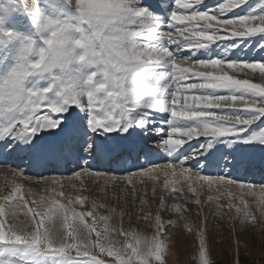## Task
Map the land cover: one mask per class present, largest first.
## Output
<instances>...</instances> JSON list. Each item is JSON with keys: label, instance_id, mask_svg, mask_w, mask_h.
<instances>
[{"label": "snow or ice", "instance_id": "snow-or-ice-1", "mask_svg": "<svg viewBox=\"0 0 264 264\" xmlns=\"http://www.w3.org/2000/svg\"><path fill=\"white\" fill-rule=\"evenodd\" d=\"M202 0H175V9L169 15V31L159 33V36L169 43L185 42L188 50L205 48L218 40L231 37H246L257 33H264V16H239L223 19L212 11H191ZM78 13L79 26H73L66 21L43 17L39 31L43 37L53 30L71 31L69 39L78 38L83 47L75 49L85 59L80 62L65 57L42 70H30L26 60L34 51V42L30 39L21 41V62L12 69L7 78L0 83V115L4 113H19V131L16 136H39L40 131H54L61 128V132L71 139L70 127H62L63 117L58 114L68 112L73 106H80L81 99H86L89 118L86 121L89 131L102 130L104 133L119 131L127 133L129 128H144L151 121H133L130 114L137 108H154L159 111H168L170 125L167 136L157 143L168 155L181 148L187 141L199 137L217 139L236 136L245 131L244 127L252 120L240 117H230L221 114L215 109L233 108L264 115V103L254 101L249 97L264 99V62L226 61L220 58L210 60L191 61L188 58L177 59L172 56L166 47L150 46L138 42L137 37L155 39L156 32L148 23L142 22L148 10L143 7L130 6V0H115V6L101 13L89 12L82 0H64ZM236 6V0H226L219 4L216 13L230 11ZM211 30V31H210ZM75 33V35L73 34ZM223 33V34H222ZM15 39L11 32L7 33ZM42 37V38H43ZM39 49L47 54L44 43ZM166 63L170 65V73L161 74L158 79L149 74L145 75V67L151 64ZM87 67L91 71L86 75L81 87L80 69ZM58 70L59 75L53 76V83L41 90L25 89L24 81L28 72L33 75L51 73ZM259 73L261 82H253L249 78H238L240 74L248 77L249 74ZM171 87L170 99L166 103L149 104L139 94L138 89L146 86ZM103 84L104 87H99ZM213 91L230 90L233 94L210 95L203 90ZM201 90V91H197ZM54 91L55 99L48 98ZM241 93L240 95L234 93ZM247 94V95H245ZM71 115V114H69ZM197 121L198 125L179 126V122ZM15 129L0 127V134L14 132ZM161 129H157V132ZM264 144V130L253 135L247 142ZM11 145H9L10 147ZM210 146V144H209ZM92 145L84 146V152L89 153ZM201 148H206L201 145ZM185 157L184 159H188ZM170 166L173 174L179 169L180 174L191 173L199 181L236 184L252 189L254 185L246 182L234 181L226 176H207L198 171L190 170L179 163H165ZM3 167V166H0ZM156 165L140 169L139 172L117 176L111 173H101L90 168H81L69 176H51L47 178H29L18 170L10 169L11 173L20 181L42 182L45 186V195L33 200L34 207L29 208L31 219L18 220L15 215L4 219L3 208H0V244L30 245L34 249H44L61 256L73 259L79 264H138L133 255L134 245L126 243L122 248L109 245V224L117 209L108 199L109 189L115 191L131 183L133 176H148ZM85 178L95 185V188L104 193L103 198L83 195L81 191L68 194L63 191L64 181L76 187L79 181L82 188H86ZM59 186V190H57ZM133 187H135L133 185ZM264 191V186H259ZM20 192L19 185L13 193L4 196L9 200L11 196ZM155 194V190L153 192ZM29 195H32L30 192ZM181 195V194H180ZM175 196V201L180 199ZM64 203L60 202V199ZM120 197L117 196L119 201ZM163 201L168 197L162 196ZM212 198L210 197L209 200ZM135 204V198L133 199ZM126 204V201H125ZM147 201L140 200V209L143 211ZM27 202H25V206ZM89 207L88 211H77L76 206ZM223 205L216 203L218 215L223 213ZM120 208L119 214H124ZM240 212V209H237ZM106 213V214H105ZM62 217L61 227H50L45 221L53 216ZM245 216L251 215L244 213ZM39 217V219H37ZM85 217H92L93 223H85ZM78 220L79 223L70 224ZM104 224V230L93 232L97 223ZM243 222V221H241ZM171 223V221H169ZM252 223H255L253 220ZM81 225L83 227H81ZM99 254L111 257L109 260L98 259ZM138 254V253H137Z\"/></svg>", "mask_w": 264, "mask_h": 264}, {"label": "rangeland", "instance_id": "rangeland-1", "mask_svg": "<svg viewBox=\"0 0 264 264\" xmlns=\"http://www.w3.org/2000/svg\"><path fill=\"white\" fill-rule=\"evenodd\" d=\"M166 1L167 0H163L161 6H163L166 3ZM25 2H28V0H0V83H2L7 78L8 74L12 71V69L15 68L21 62V57H22L21 41L23 39L32 40L34 42V49H38L40 46H42V37L44 34L39 31L40 24L38 25L35 23L31 24V22L29 23V21H26L27 20L26 15L23 11L24 8L23 3ZM30 2L34 5L35 9L42 10V12L45 13L44 17L47 16L50 18L59 19L61 21H66L67 23L71 24L73 28L79 26V21L77 18L78 13H76L74 8L64 3V0H30ZM143 2L147 3V0H142V1L130 0V6L146 8V4ZM169 2H171V0H169ZM204 2H207L208 5L215 4L218 6L219 4L225 3L226 0H202L201 3ZM172 4L173 3H171V5ZM174 5H175V1L174 4L172 5V8L168 11V16L174 10V7H176ZM217 6L209 7L207 10L210 11V9H215L217 8ZM162 9L164 13V7H162ZM215 10L212 12L214 14L220 15L221 18L223 19H229L239 16H264V0H236V6L232 7L230 11L224 13H216ZM12 16L14 17L16 16L15 17L16 19ZM23 17L25 18L22 21L21 19H23ZM161 17H163L162 14ZM141 19L142 22L144 23L152 24L151 25L152 29L155 32L163 31V30L169 31L167 27L168 22L166 23L152 22L151 20H148L147 16H144ZM11 21L14 22L11 23ZM9 32L13 33L16 38L15 39L10 38L7 35V33ZM73 34L75 35V33ZM262 35L264 36V33H262ZM242 38H246V37H231L229 39L218 40L215 43H211L209 45L220 47L224 44L229 48H233V49L235 48L238 49L239 51H246L247 49H249L254 54L262 55L264 57V38L261 41V44L260 43L247 44L244 42L243 44L240 41V39ZM180 53L184 54L186 52L184 50H181ZM31 58L35 59L34 56ZM184 58H188L190 60L191 56L186 57L183 55H178L177 59H184ZM197 60H203V59L198 58L195 61ZM165 65H167V69L170 67V65L168 64ZM84 68L85 67H81L80 69L82 88L87 87L86 85L83 84V80L86 78L85 76L86 71H84L86 69ZM170 69L171 67L169 68V72ZM82 73L84 74V76L82 75ZM56 75H59L58 70H53V72L51 73H43V74L31 76L26 79L24 83V87L26 90L27 89L41 90L45 87H48L49 84H52L53 76ZM145 75H149V74L145 73ZM258 81L261 82L260 79H258ZM154 82L155 79H153L152 83L154 84ZM152 87L146 86L147 91L144 90L143 88L138 89L139 94L143 96L145 101L149 104H153L155 99L161 100V97L163 96L164 92H167L166 97L169 96V92L170 94L172 92V88L164 87L163 83H161L160 86L153 87L154 90L150 92ZM221 91L224 90L214 91V92L218 93ZM226 91H229V94H231L230 90H226ZM206 93L210 94L211 92L207 91ZM152 94H154L155 99L151 96ZM234 94L240 95L241 93L237 92ZM48 98L55 99L54 91L48 94ZM249 98L254 101H259L261 103H264V99H261L259 97L257 98L249 97ZM157 111L158 113H163L164 115H168V118L170 119V114L168 111H159V110ZM234 112L235 113L233 114L223 113V112L221 114H226L233 118L240 117L242 119H249L252 120V124L255 120L257 121V125H253L250 128L246 129L243 132L242 136L239 134L236 136L222 137L217 139L199 137L196 139L189 140L181 148L174 151L170 156L161 147L156 146L159 141L163 140L167 136V132L170 125L167 122H164L163 124L154 125L151 128H146L147 130H145V132H143L142 135L141 133L137 134L138 137L136 138L140 144L134 142V147H133L134 150L133 149L130 150L125 147H122L120 148L118 155H115V157L113 158L114 160L110 159V162H107L109 164L108 167L103 168L101 166L102 167L101 169L104 171V172L102 171V173H111L117 176H123L129 173L139 172L140 169L147 168L152 165H156V167L153 169L151 174H149L148 176H133L131 178L132 182L126 185L127 191H125L123 187L117 188L115 191L111 190V188L109 189L107 195L112 206L114 205L113 207L119 210L121 207H125L124 210L126 211L131 209L130 211L135 210L136 212L141 213L142 215L137 221H135L132 224L134 225V228H132L131 230L122 229V227H129V223H125L124 225L122 224L119 227L120 236L117 239L113 238L114 234L112 232L115 231V228L111 227L109 221L108 224L110 227H109L108 239L111 243L106 246H112L117 244L115 246L122 248L126 243H130L134 245L133 255L135 260L138 261V264H171L168 258L166 257L167 253L163 246L164 239L155 235L158 234L156 227L157 223L158 225H160L159 223H161V220L163 219V217H165V213L164 211H161L162 209H160V207L158 208L157 206H155L154 205L155 203L154 204L148 203L147 196H150V194L152 195L154 190L156 193L157 191H160V189L170 194V202L172 203L171 215L173 216V218L169 220L171 221V223H169V221H166L165 223L168 225V227H171L172 223H175L177 229H181L183 227L182 228L183 230L181 229L182 231L181 230L180 231L183 232V234H185L183 237H185L186 239H190V237L192 236V233H190V231L192 232L193 226H191V224L187 221L188 218L186 217L189 216L188 215L183 216V214L181 213V210L184 209L183 205L185 204H182V201L179 200L175 201L173 199L175 196L184 193L186 198H188L190 201L189 204L192 205L193 203L195 205L196 193L193 191L194 189L192 185L194 184V186H197L196 188L199 191L198 193L202 194V196L204 193H208V192L211 193L210 197L212 199L209 200L210 198L209 197L208 201L210 203H213V205H215L214 211H216L215 210L216 203H219L220 205L223 206L225 205L223 199L224 197L222 196L223 191L221 190L222 187L220 185H216L212 187L213 189L211 188L209 190L207 189L208 187L205 185L204 181L198 183L199 180L193 177V179L195 178L194 179L195 181L194 180L193 181L196 182L197 183L196 184L191 180L193 175L191 173H185L183 175L184 177L185 175L191 176L188 178V180H190L192 184L187 183L184 186L182 185L183 179L181 178L180 170L176 169L175 174H173V171L171 170V168H169L170 166L165 163L182 162V166L187 167L193 171H198L202 175L226 176L238 182L241 181L242 179L243 181H245L250 176L249 179H251L252 177L253 181L257 182L258 189L262 191L259 186H264V160H262L261 162L262 164L253 166V169H251V171H249L248 173H246V170H248L249 161L247 162L240 161L241 164L240 162L238 163V165H240V168L236 169L235 174H233L231 170L228 171L229 169L228 167L231 164H233V162L235 163L236 161L235 158L233 157L229 158L228 156L229 153H232L234 152L233 150H236L235 148L239 150V153L236 154H240V155L245 154L247 149H245V146L243 145V141L246 138L250 137L252 134H254L256 129L260 131L264 130V117L259 113L248 112L242 109L234 110ZM251 113L254 114L255 116L252 115ZM58 115L63 117L62 127L63 126L65 127L66 123L72 121L73 124L75 125V128L79 132L76 144H72L73 145L72 150H70L69 153H67L68 156L71 154V151L72 153H74L75 151L76 154L75 153L74 154L77 156V160H76L77 162H72L69 160V158L68 159L64 158V163H62V165L58 167L55 162L51 161V162H47L46 166L42 167L41 169L39 168L32 169L33 167H31L30 162L27 158V156L31 152V147L29 145L25 146L27 152L26 154H24V152H22L21 149L16 146V144L20 143L24 139V137L27 141L29 140L33 141L34 136L30 138H28L29 137L28 135L16 136L15 132L19 131V125L17 122L19 119L22 118L21 115L19 113H4L3 115H0V123L9 122V124H12L9 125V127L15 129V131L4 133L3 134L4 136L2 135L0 137V166H3L0 167V170L10 168L12 170L20 171L26 177L46 178L51 176L65 177L80 170L81 168L92 167L93 164L91 165V163L92 162L96 163V160L93 158H89L90 160L84 158L85 157L84 146H86L89 143L91 144V142L86 143L85 141L89 139L90 137L89 135L92 133H95L100 139H102L104 135L102 130H97L96 132H92V133L91 131H89L88 125L86 123V121L89 118V110L86 106V99L85 98L81 99L80 106L70 107L68 109V112ZM249 115H252V117ZM180 124H182L181 126L183 125L191 126L193 122L192 121L179 122V126ZM59 129L61 128H57L52 132L41 131L39 133L38 138H42V136L44 138L51 137V135L52 137H54L55 131ZM157 129H161V131L157 132ZM116 134L119 136L122 135L121 132L117 133V131L109 133V135L112 138H114ZM144 142H146L149 145L147 148H145ZM9 145L11 146L9 147ZM201 145H205L206 148H201ZM63 146L64 145L61 144L60 148L62 149L61 150L62 153H65L66 148L65 146L64 147ZM227 150L229 151V153ZM209 152H215V153L211 154ZM256 154H257V150L251 152L249 155L250 159L256 156ZM185 157H189V158L184 159ZM118 166L120 167V169L121 168L122 169L120 170L118 168L119 170L117 169L116 172L113 171V169L111 168ZM31 170H32L31 176H27L26 174H29ZM244 174L246 175L245 178L243 176ZM0 179H3L5 181L7 180L3 174H0ZM85 184H86V188H82L80 182L77 181L76 187L73 188L72 185H68L67 181L65 180L63 191L68 194H75L76 191H81L83 195L103 198L104 193L99 192L97 189H95V185L92 184L90 181H88L86 178H85ZM133 185L135 187H133ZM229 185L235 186V185H241V183L229 184ZM11 187L12 184H8L3 189L4 196L14 192V190H12ZM19 187H20V192L16 193L17 194L16 196H18V199H21L22 201L21 207L26 212V215H28L27 217L31 219V214L28 211L29 208L31 207L28 204L25 206L24 186L22 183H19ZM57 190H59V186H57ZM40 192H41L40 195L46 194L44 184H42ZM262 192L264 193V191ZM117 196L120 197L119 201L117 200ZM3 197H1L0 199V208H3L4 219L7 220L9 213L7 211L8 208H6V204L8 200H4ZM134 198H135V204L133 203ZM239 198L241 200L240 203L243 202L244 200H247L250 206L253 207V204L255 205V201H253L252 197L242 195ZM57 199L60 198L57 197ZM141 199L147 201V204L145 205L143 211H141L140 209ZM208 201L207 203H209ZM60 202L64 203L65 201L60 199ZM237 204H238V208L242 209V215L235 214V216L236 217L238 216V219H240L239 221L234 220V222L238 224L237 226H234L230 222L231 219L227 217L226 213L223 210L225 209V207H223L222 209L223 213H225V216L217 214L216 217L211 219L212 222L210 221L208 215L205 217L204 225L206 226V228L205 231H203V242L206 244L203 246L205 248L204 251L208 259L207 264H264V218L261 220L255 219L256 217H254L252 213H250L248 205H243L239 203ZM148 205H150L154 210H150V207L148 208ZM84 207L88 208L86 206L77 205L76 209H78L77 211H82ZM262 210L264 212V203H262ZM135 211L133 213L138 214ZM244 213H250L251 215L245 216ZM218 216L219 217L222 216L223 218L221 217L218 218ZM86 218L91 222V223L89 222V224L92 225L93 223L92 217H85V219ZM37 219H39V217ZM253 220L257 223H252ZM240 221H243V223L244 224L246 223L247 225L245 226ZM187 222L188 224H186ZM50 223L52 224V222ZM69 223L76 224L79 223V221L75 220V221H70ZM209 223H211V225ZM45 224L47 226L49 222L45 221ZM259 224H261V226ZM100 225L99 223L95 225L93 238H95L96 231L102 232L104 230V224L101 222ZM81 227L83 226L81 225ZM210 232H211V236H210ZM183 247H184L183 248L184 251L182 255L185 253L186 258H183L182 261L175 264H201L200 259L198 258L200 257L199 256L200 254H198L197 252L196 253L188 252L187 248H185L186 242L185 244H183ZM97 257L98 259H105V260L111 259V257H107L106 254L104 255L98 254ZM0 264H79V262H76L69 257L61 256L60 254L55 252H49L44 249H39V250L34 249L30 245L0 244Z\"/></svg>", "mask_w": 264, "mask_h": 264}, {"label": "bare ground", "instance_id": "bare-ground-1", "mask_svg": "<svg viewBox=\"0 0 264 264\" xmlns=\"http://www.w3.org/2000/svg\"><path fill=\"white\" fill-rule=\"evenodd\" d=\"M174 1L175 0H171V2H169V0H167L163 6H161L163 0H147V3L143 2L146 4V9L148 10V14L146 15L148 17V20H151L152 22H163V23L168 22L169 21L168 11L172 8ZM185 2H190V0H185ZM171 3H173V4L171 5ZM213 6H217V5H215V4L208 5L207 2L198 3L191 10L192 11H209L207 9L209 7H213ZM23 7H24L23 11H24V13L26 15V19H27L26 21H29V23L31 22V24L35 23L37 25L42 22V19H43L45 13L42 12V10L35 9L34 5L30 2V0H28V2L23 3ZM135 7H137V6H135ZM162 7H164V13L165 14L163 13ZM174 9H175V7H174ZM215 9H210V11H214ZM238 11H239V9H238ZM161 14L163 15V17H161ZM12 17H14V16H12ZM24 18L25 17H23V19H21V20L23 21ZM13 22L11 21V23H13ZM22 23H24V22H22ZM150 25H152V24H150ZM161 32H166V31H164V30L163 31H157L156 32L157 37L155 39H152V38L145 39L144 37H137L136 39L138 42H143V43L149 44L150 46L166 47L168 49V51L172 54V56L176 57V58H178V55H183L186 57L191 56V59H190L191 61H195L198 58L203 59V60L220 58V59L226 60V61H243V62L260 61V62H264V57L262 55L254 54L249 49H247L246 51H239L238 49H235V48L234 49L229 48L224 44L220 47L208 45L205 48L192 49L190 51V50H188V48L185 47L184 41H179L176 43H169L166 39H163L162 37L159 36V33H161ZM263 38H264V36L262 35V33H257L254 35L246 36V38H242V39H240V41L242 43L244 42L247 44H255V43L261 44V41L263 40ZM181 50H184L186 53H184V54L180 53ZM165 64L166 63L148 65L145 67V73L151 74L154 77V79H158V77L161 74L171 72V69L169 72L170 67L167 69V65H165ZM84 69H86V70H84V71H86V75L91 71V69H89L87 67H85ZM83 73H82V75L84 76ZM258 77H260L259 73L249 74L248 77H244L243 74H240L238 76V78H249L253 82H259ZM141 88L146 90V87H141ZM166 88H169V87H166ZM153 90L154 89L152 87L150 92H152ZM197 91H201V90H197ZM203 91L204 92L210 91L211 92L210 95H228L229 94V91H226V90L218 92V93H215L211 89L203 90ZM166 93L167 92L163 93L161 100H156L154 94H152L151 96L155 99L153 105L156 103H161V102L165 103L166 101H168L170 99L171 94L169 92V96L166 97ZM255 98H257V97H255ZM234 110H237V109L221 108V109H215L213 111H216L218 113L223 112V113L233 114V113H235ZM252 115H254V114H252ZM252 115H249V116L252 117ZM130 116H131V119L133 121H135V120L136 121H151V123H147L146 127H144V128L136 127V124L133 123V126L129 128L127 133H123L122 135L120 134L121 136L116 134L115 137L113 136L114 138H112L110 136L111 134L109 135V133L103 132L104 137L102 139H100V138H98V136L95 133L91 132L92 134L89 135L90 137L88 136L89 139L86 140L85 142L86 143L91 142L92 147H91V150L89 151V153H85V157H84V158H87L88 160H90L89 158H93L96 160V163H94V162L91 163V165L92 164L93 165H92V167H90V169L102 173L103 170L101 168L102 167L103 168L108 167L109 164L107 162H110V159H113L115 157V155H118L120 148L125 147V148L131 150L134 147V142H137L138 144H140L136 138V137H138L137 134L141 133V135H142L143 132H145V130H147L146 128H151L154 125H160V124H163L164 122H167L170 120L168 118V115H164L163 113H158V111L155 110L154 108H137L133 113L130 114ZM262 116L264 117V115H262ZM192 122H193V124L191 126L198 125V123H199L197 121H192ZM9 125H12V124H9V122L0 123V127H2V128H9ZM181 125L182 124H180V126ZM253 125H257V121L254 120L253 124L251 123L250 125L240 126V127H244L246 130ZM183 126H186V125H183ZM65 127L71 128V133H72L71 139H69V137L66 134L62 133L61 129H59V130L55 131L54 137H52V135H51V137H45V138L43 136H42V138H38L39 136L38 137L34 136L33 137L34 139L32 138L33 141H31V140L27 141L24 137V139L20 143L16 144V146L18 148H20L21 151L24 152V154H26V152H27L25 149V146L29 145L31 147V152L27 156V158L30 162L31 167H33L32 169H35V168L41 169L42 167L46 166L47 162H51V161L55 162L57 164V167H58V166L62 165V163H64V158H66V159L69 158L70 161L77 162L76 161L77 156L75 155L76 154L75 151H74L75 154L72 153V151H71V154L68 156H67V153H69V151L72 150V148H73L72 141L76 137V135H78L79 132L75 128V125L73 124L72 121L66 123ZM50 131L51 130H49V132ZM118 132L119 131H117V133ZM243 132L240 133L241 136H242ZM259 132H260V130L256 129L254 134H252L250 137L246 138L243 141V145L245 146V149H247V151L245 152L244 155L236 154V153H239V150H237V148H235L236 150H233L234 152H232V153H229V151H230L229 149H228L229 151L227 150L229 153L228 157L229 158L233 157V158H235V161H236L235 163L233 162V164H231L228 167L229 168L228 171L231 170L233 172V174H235L236 169H238L240 167V165L238 167V163L240 161H244V162L249 161V167L251 169H253V166L262 164L261 162H262V160H264V144H262L260 142H256V141L247 142L250 140V138L253 135L258 134ZM2 135L3 134H0V137ZM141 135H139V136H141ZM28 138H30V137H28ZM141 141H143V140H141ZM220 141H218V142H220ZM61 144H63L66 148L65 153H62V151H61L62 150L60 148ZM144 145H145V148H147L149 146L146 142H144ZM239 147H241V146H239ZM255 150H257L256 156H254L253 158L250 159V157H249L250 153L254 152ZM209 153L212 154L215 152H209ZM93 159H91V160H93ZM119 166L118 167H111V168L113 169V171L116 172V170L118 168L120 169ZM31 173H32V170H31V172H29V174H26V175L31 176ZM0 174H3L5 176V178L7 179L6 181L3 179H0V199H1V197L4 196L3 189L8 184H12L11 188H12V190H14L19 185V183H22L24 186V191H25V200L24 201L27 202V204L30 205L31 208L34 207L32 201L35 200L40 195L41 187L43 184L42 182H37L36 180H33L31 182L20 181L19 178L15 177L9 169H1ZM243 176H244V178L246 177L245 174ZM189 177H191V176L185 175V177H184L183 175H181V178L183 179L182 185L185 186L187 183H191V181L188 180ZM193 177L194 176H192V179H191L192 182H194L195 181L194 179L196 178L195 177L193 179ZM29 178H33V177H29ZM43 178H45V177H43ZM249 178H250V176L245 181H243V179H242L239 182H246V183H250V184L254 185V187L252 189H248V188L244 187L243 184L233 186V185H229L227 182H225V183L212 182L211 184H209L208 182H204L205 185L208 187L207 189H209V190L216 185H220L222 187L221 188V190L223 191L222 196L224 197L223 199H224V203H225V205H224L225 209H223V210L226 213L227 217L231 219L230 222L234 226L238 225L236 222H234V220L235 221L240 220V219H238V216L237 217L235 216V214L242 215V209H240V212H237V209H238L237 203L243 204V205H248L249 211H250V213H252V215L254 217H256L255 219L261 220L264 218L263 217L264 212L262 210V203H264V193L258 189L257 182L253 181L252 177H251V179H249ZM199 182H201V181H198V183ZM194 183H196V182H194ZM68 185H70V184H68ZM192 185H193V189H194L193 191L196 193L195 205L193 203H192V205L189 204L190 201L188 198H186L184 193H181L180 199H179V201H182V204H185V205H183L184 209L181 210V213L183 214V216L184 215L189 216V217H186V218H188L187 221L191 224V226H193L192 232L190 231V233H192V236L190 237V239H186L185 237H183L185 235V234H183V232H181L183 230L182 229L183 227L181 228L182 229L181 230V229H177L175 223H172L171 227H168V225L165 223L166 221H169L171 218H173V216L171 215L172 203L170 202V194H168L166 191L160 189V191H157L155 194H152V195L150 194V196H147L148 203H153V204L155 203L154 205L157 206L158 208L160 207V209H162L161 211H164V213H165V217L162 216L163 219L161 218L162 220H161V223H159L160 225H158V223H157L156 227H157V233L158 234H155V235L164 239L163 246H164V249L167 253L166 257L168 258V260L171 264L178 263V262L182 261L183 258H186L185 253L182 255V253L184 251L183 244H185V242H186L185 248H187L188 252H190V253H196L197 252L198 254H200L199 255L200 257H198V258L200 259L201 264H207L208 263L207 255L205 254V251H204L205 248L203 246L206 244L203 242V231H205V228H206V226L204 225V223H205L204 221H205V217L208 215L210 221L212 222L211 219L216 217L217 212L214 211L215 205H213V203H210L208 201V198L211 196V193L210 192L204 193L202 196V194L198 193L199 191L196 188L197 186H194V184H192ZM90 190H92V189H90ZM30 192L32 193V195H29ZM16 195L17 194H15L14 196H11L10 199L8 200L7 204H6V208H8L7 211L9 213L8 218H9V216L15 215L18 220H25V219L30 220L27 217L28 215H26V212L24 211V209L21 207V204H22L21 199H18V196H16ZM242 195L252 197L253 201H255V205L253 204V207L250 206V204H248L247 200H244L243 202L240 203L241 200L239 197ZM162 196L168 197V200L163 201L161 199ZM207 201L209 203H207ZM149 207H150V210H154L150 205H148V208ZM88 210H89V207L88 208L84 207L82 211H88ZM130 210H128V211L124 210V214L121 216L119 214L120 210L117 209V213L113 215V217L110 221V225L112 228H115V231L112 232L114 234V236H113L114 239H117L120 236L119 227L122 224L124 225L125 223H129V227H122V229H128V230L130 229L131 230L132 228H134V225H132V224L141 217V215H142L141 213H138L134 210L136 213H138V214H135V213H133L134 211H130ZM220 217L223 218L222 216H220ZM220 217L218 216V218H220ZM59 218H60V220H59ZM61 218L62 217L54 215L51 220H48L49 224L47 226L61 227L62 228V219ZM184 219H185V217H184ZM50 222H52V224ZM86 222L89 224L90 221L86 218L85 223ZM188 222L186 224H188ZM255 223H257V222H255ZM259 223H260V221H259ZM209 224L211 225V223H209ZM89 225H91V224H89ZM99 225H100V223H99ZM244 225L246 226L247 224L245 223ZM259 225L261 226V224H259ZM100 226H102V225H100ZM207 226H208V224H207ZM156 227H155V229H156ZM179 228H180V226H179ZM210 236H211V232H210ZM115 242H116V240H115ZM115 245H117V244H115ZM98 254L99 253L97 251V256H98Z\"/></svg>", "mask_w": 264, "mask_h": 264}, {"label": "clouds", "instance_id": "clouds-1", "mask_svg": "<svg viewBox=\"0 0 264 264\" xmlns=\"http://www.w3.org/2000/svg\"><path fill=\"white\" fill-rule=\"evenodd\" d=\"M82 2L87 5V10L89 12L101 14L115 6V0H82ZM70 36H72L71 31L65 32L57 29L50 32L48 36L43 37L42 43H44L48 49L47 54H45L43 49H34L33 53L25 62L27 68L30 70H42L55 63L61 57L75 60L76 62L83 61L85 56L77 54L75 49L77 47H83L84 45L78 38L73 42V40L69 39ZM33 56L35 59L31 58ZM31 76L35 75H33L32 71H29L28 78ZM99 87H104V85L101 84ZM0 91H3V86H0Z\"/></svg>", "mask_w": 264, "mask_h": 264}]
</instances>
